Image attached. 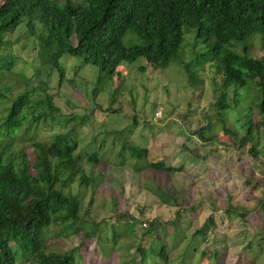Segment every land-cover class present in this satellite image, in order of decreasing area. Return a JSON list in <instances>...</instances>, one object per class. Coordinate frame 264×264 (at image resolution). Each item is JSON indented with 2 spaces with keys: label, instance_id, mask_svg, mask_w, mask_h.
Masks as SVG:
<instances>
[{
  "label": "rangeland",
  "instance_id": "rangeland-1",
  "mask_svg": "<svg viewBox=\"0 0 264 264\" xmlns=\"http://www.w3.org/2000/svg\"><path fill=\"white\" fill-rule=\"evenodd\" d=\"M48 1L61 5L64 0ZM70 1L82 4L81 0ZM20 29L5 37L11 43L0 51V56H14L10 70L0 71V125L16 95L26 89L31 94L21 111L20 129L5 133L0 128V147L6 144L13 157L20 152L33 160L34 143H48L53 135L70 129L76 136V152L88 154L100 140L103 143L93 190L77 188V182L64 189V194L80 193L75 225L79 231L69 228L59 234L58 226H49L43 253L72 252L74 264H139L136 248L140 247L153 259L146 258L145 264H156L149 247L163 243L169 264H264V132L251 128L250 140L243 139L249 118L251 125L259 121L250 112L257 101L253 84L238 88L235 102L226 90L222 102L218 62L201 45H193L192 33H185L165 68L142 59L123 62L94 94V67L63 55L58 61L59 82L57 70L43 64L31 48L37 45L36 38L23 40ZM122 41L141 44L135 37L131 43L126 37ZM248 45V55L258 58L259 37ZM45 95L51 98L52 112L44 106ZM38 113L41 118L34 122ZM206 122L211 128L202 136L210 141L204 143L192 132ZM123 144L144 148L146 154L135 161L122 151L120 158ZM159 161L178 171L169 175L148 168ZM81 164L85 169V162ZM161 189L172 199H166ZM41 195L38 192L35 198ZM177 211L181 218L178 232L185 239L170 243L166 236L172 228L165 223L176 219ZM207 218L214 225L208 226L206 239L189 254L199 240L192 238L193 233ZM150 222L157 223L153 234L140 240ZM91 230L85 238L83 234ZM14 256L15 264H30L22 260L19 250Z\"/></svg>",
  "mask_w": 264,
  "mask_h": 264
},
{
  "label": "trees",
  "instance_id": "trees-1",
  "mask_svg": "<svg viewBox=\"0 0 264 264\" xmlns=\"http://www.w3.org/2000/svg\"><path fill=\"white\" fill-rule=\"evenodd\" d=\"M81 3L74 4L70 0H64L61 5L48 0L0 1V51L11 43L5 37L21 26L20 36L23 40L36 38L37 45L31 48H35L36 56L43 64L57 70L59 82L62 72L58 61L63 55L77 58L81 65L94 67L97 71L95 94L100 91L103 80H110L123 62L130 64L142 59L156 68H165L179 49L183 35L192 33L193 45H201L209 58L219 64L222 87L218 97L222 102L226 90H230L232 102L238 98V88L253 84L257 90V101L250 112L253 110L259 121L251 125L249 118L243 139L250 140L251 128L255 132L262 128L264 132V0H81ZM257 36L260 56L254 58L248 55V42ZM124 37L128 43L135 37L141 44L125 45ZM236 46L240 47L239 52L235 50ZM13 59L12 54L0 56V71L10 70ZM30 94L27 89L23 90L11 101L0 125L2 131L8 133L12 128L20 129L24 120L21 111L29 103ZM2 97L0 93V99ZM44 106L52 112L50 96L45 95ZM222 109L226 111L227 106ZM40 118L41 113H38L32 120L37 122ZM210 128L206 122L192 135L206 143L210 139H204L202 135ZM91 140L93 142L95 137ZM102 144L100 140L99 146L88 154L76 152V136L70 129L53 135L48 143H34L33 160L20 152L13 157L7 152L6 144L0 147V264H15L16 250L21 251L22 260L30 264H74L72 252L43 253L44 234L52 225L59 227V234L69 228L74 233L79 231L75 225L81 208L80 193L64 194V189L77 182V188L93 190L99 179L94 170L102 164L98 157ZM122 151L135 161H140L146 154L144 148L127 144L122 145L120 158ZM83 161L85 169L81 164ZM148 168L169 175L178 171L162 161L152 163ZM161 191L166 199H172L165 189ZM38 192L42 195L35 198ZM188 209L193 211L191 206ZM178 214L179 211L175 213L176 219L165 223L172 228L166 236L167 242L185 239L178 232L181 219ZM132 222L134 224L135 220ZM156 224L150 222L142 229L140 240L147 233L153 234ZM211 225L214 222L207 218L193 233L192 238L199 240L189 254L203 243ZM126 227L127 224L122 225L123 230ZM91 232L93 230L83 236L88 238ZM158 244L155 249L149 247L158 261L156 264H169L166 247L163 243ZM189 247L190 243L185 245L186 250ZM136 251L139 264L152 258L140 247ZM200 256L204 258L203 251Z\"/></svg>",
  "mask_w": 264,
  "mask_h": 264
}]
</instances>
